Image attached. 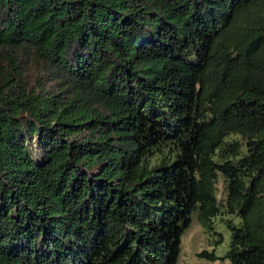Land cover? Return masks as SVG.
<instances>
[{
  "label": "trees",
  "instance_id": "obj_1",
  "mask_svg": "<svg viewBox=\"0 0 264 264\" xmlns=\"http://www.w3.org/2000/svg\"><path fill=\"white\" fill-rule=\"evenodd\" d=\"M194 213L264 264V0H0V264H177Z\"/></svg>",
  "mask_w": 264,
  "mask_h": 264
},
{
  "label": "rangeland",
  "instance_id": "obj_2",
  "mask_svg": "<svg viewBox=\"0 0 264 264\" xmlns=\"http://www.w3.org/2000/svg\"><path fill=\"white\" fill-rule=\"evenodd\" d=\"M216 197L221 202H223L225 198V182L221 175H219L216 182ZM228 216L234 218L235 221L238 220V217L234 215ZM213 228L222 236V241L219 244L214 243L217 239V235L211 230L203 228L194 213L189 227L184 231L181 237L180 253L177 264H231L228 259L221 257L228 248L230 230L227 225L220 220L219 215L213 218ZM211 250L220 257L211 261L199 255L202 251L209 252Z\"/></svg>",
  "mask_w": 264,
  "mask_h": 264
}]
</instances>
